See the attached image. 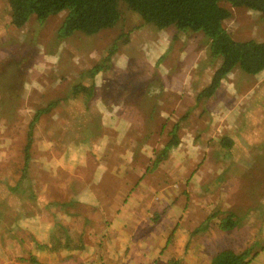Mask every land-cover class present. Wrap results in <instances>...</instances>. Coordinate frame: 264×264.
Instances as JSON below:
<instances>
[{
    "label": "rangeland",
    "instance_id": "374dc122",
    "mask_svg": "<svg viewBox=\"0 0 264 264\" xmlns=\"http://www.w3.org/2000/svg\"><path fill=\"white\" fill-rule=\"evenodd\" d=\"M244 12L237 15L241 18L239 25L234 19L227 28L238 38L264 41V22H255L258 26L251 27L247 22L253 15ZM258 16L252 19L258 20ZM11 18L8 1L0 0V45L18 37L36 41L34 36L40 32V46L35 51L32 48L24 62L30 66L25 74V90L18 96L12 89L11 99L0 100V168H17L18 161L21 163L4 187L7 196L15 195L10 203L16 212L5 221L3 229L6 250L13 252L16 264H35L32 255L38 257L37 264H176V259L179 264H207L221 250L216 245L218 240L238 253L251 248L245 264H264V150L258 148L263 140L260 126L264 124V72L248 76L233 71L219 91L203 101L204 106L190 109L202 89L199 84L211 80L209 58H205L208 49L202 44L205 38L201 33L200 38L182 33L180 44L172 47L173 28L136 27L139 21L133 16L129 41L123 47L126 51L119 57L111 55V59L114 66L122 67L136 58L139 73H130L133 79L141 75L145 66L142 78L147 85L152 83L154 91L151 104L139 105L132 102V96L128 105L121 99L115 102V107H123L113 118L105 110L104 114L112 119L105 115L98 119L94 112L81 116L73 112L80 106L77 99L70 97V85L98 80V92L107 89L100 82L101 76L94 78L84 70L102 62L112 64L104 47L117 31L121 32V27L100 33L97 40L77 33L62 43L51 42L48 47L56 31H47L63 22L64 12L50 17L51 29L38 28L34 18L28 29L18 30L9 26ZM2 49L0 53L7 54ZM12 49L10 46L6 51ZM131 53L132 58H128ZM113 69L107 73L112 74ZM162 87L165 92L156 94ZM108 93L104 99H112ZM135 95L147 94L139 91ZM254 95L258 99L249 114L258 124L254 126L251 121L249 125L255 132L248 135L258 144L249 148L247 131L240 128L245 111L241 104L248 103ZM184 96L191 101L181 102ZM62 97L65 99L42 120L35 118L40 105L48 106L45 101ZM170 106L173 110L169 112ZM154 108L155 117L150 119ZM33 120L31 136L28 128ZM100 121L103 125L99 135ZM122 130L135 140L125 138ZM225 132L237 133L236 155L225 152L216 159L215 148ZM175 134L180 144L159 162V151ZM27 152L31 161L25 164ZM121 171L129 174L130 181L122 197L125 200L117 210L114 203L120 187L111 184V175ZM136 175L140 181L131 178ZM123 176L118 174L117 181L112 179L119 184ZM154 201H163L164 208L169 204L172 212L181 214L176 219L181 227L174 231L171 245L167 241L169 234L154 231L162 225L156 222L162 206L158 208ZM226 224L235 226L226 229ZM211 228L221 232L210 233ZM202 230L208 235L202 236ZM70 235L76 246L68 251L65 243ZM205 238L214 244L204 246Z\"/></svg>",
    "mask_w": 264,
    "mask_h": 264
},
{
    "label": "trees",
    "instance_id": "16d2710c",
    "mask_svg": "<svg viewBox=\"0 0 264 264\" xmlns=\"http://www.w3.org/2000/svg\"><path fill=\"white\" fill-rule=\"evenodd\" d=\"M11 13V22L9 26L17 28L18 30L28 29L29 21L35 18V25L39 23L38 28H43L48 25V20L53 15L64 12L65 18L57 31L54 33V38L51 42H64L74 36L77 33L88 35L87 37H95L109 29H116L117 26L121 27V32L113 35L111 41L104 47V51L107 52V60L111 59V55L117 54V57L122 55L121 53L126 51L123 49L128 40V33L133 28V19L135 16L139 22L136 27H153L155 30H163L171 27L175 30L174 37L171 39V46L180 44L179 39L182 33L194 34L195 37L200 38V33L203 35L205 49H208L209 65L211 66V80L209 83H205L199 86L202 88L196 98L193 100L190 109L197 106H204L205 102L210 97L214 96L219 91V87L223 80L230 75L233 71H241L244 75L254 76L264 72V41L252 38L249 40L238 38L236 33L227 28V24L234 19L237 20L236 24H240V18L237 17L236 9L250 11L252 18H255L259 14L258 20L250 19L247 24L251 27L255 22H264V0H7ZM131 20V21H130ZM8 26V27H9ZM145 29V28H144ZM40 32L36 33L31 41L27 37H18L19 40H12L8 43H3L0 48L7 49L12 46L14 49L12 52L7 53L5 56H0V100L4 97L6 100L11 99L10 93L12 89H16V94H19L25 90L26 72L30 69V66H25L24 62L31 56L32 48L34 51L36 47L40 46L39 41ZM185 36V35H184ZM7 37H9L7 35ZM186 37V36H185ZM15 39V38H14ZM1 40V38H0ZM173 41V42H172ZM31 42V43H30ZM35 44V45H34ZM202 45V47H204ZM50 47V43L47 44ZM181 46H185L182 44ZM181 49V48H180ZM36 54V53H35ZM132 53L127 54L128 58H132ZM131 56V57H130ZM204 58V59H205ZM114 61V60H113ZM138 60L132 59L125 66L118 67L113 64H106L105 62L99 63L98 66L94 65L92 68L84 70V73L89 74L95 78L96 75L101 76L102 83H105L106 90L102 93L98 92V80L93 81L91 84L86 81H80L72 83L69 88L70 97L77 99V104L80 106L78 111L73 109L76 114L81 116H88L90 113H96L102 118L104 115L110 119L113 118L119 107L123 105H116L115 102L126 103L134 96L133 101H136L139 105L151 104L154 91L151 87L152 83L147 85L142 78V74L146 71L145 66L141 75L137 78H130V73H139L136 71ZM218 64V65H217ZM208 65V66H209ZM114 68V69H113ZM113 69L112 74H108L107 71ZM203 71V70H202ZM56 76V75H55ZM136 81V85H131ZM134 86V87H133ZM161 88L157 93H164L165 90ZM133 89V91H131ZM108 90V91H107ZM118 90V93H117ZM119 90L121 94H119ZM139 91L146 92L147 95L137 96L135 95ZM109 92V93H108ZM112 97V99H104L105 95ZM260 91H257V95ZM254 95L249 102L246 101L241 104V107L245 110L242 114L243 117L240 120V128L247 133V147L255 148L256 141L251 140L248 134L254 133L251 129V121L254 126L258 124L255 120H252V116L249 114L252 106H254L258 96ZM101 99V102L98 100ZM260 98V96H259ZM50 99V98H49ZM48 99V100H49ZM47 100L46 104L40 105L37 109L35 118L42 120L43 115L52 112L57 104L61 103L60 100ZM111 100V101H110ZM185 101V102H184ZM191 100L184 96L183 103L190 102ZM43 102V103H45ZM131 100L129 103H132ZM77 104H72L76 106ZM162 107L163 114L166 113L164 106ZM110 112L109 117L104 112ZM172 106L169 107V112L172 111ZM89 112V113H88ZM44 115V116H45ZM79 115V116H80ZM155 117V108L150 112V119ZM149 118V116H148ZM44 120V119H43ZM261 124V122L259 121ZM35 120L31 122V126L28 128L30 135L34 133ZM92 127V124H89ZM103 122L99 124V135L102 132ZM261 127L263 131L262 144L258 148L264 150V124ZM259 128V127H258ZM254 131V132H252ZM260 132V129H258ZM249 132V133H248ZM122 134L129 136L127 130H122ZM130 135L128 140L131 138ZM218 144L215 148V158H220V154L228 152L230 155L235 156L236 142L238 141L237 133L225 132L218 139ZM128 142V141H127ZM126 142V144H127ZM181 140L178 135H174L172 140L167 141V147L164 150L159 151V162L168 157L169 150L180 144ZM258 144V143H257ZM27 150H30L27 147ZM163 158V159H162ZM31 159V155L26 153L25 164ZM264 160V158H261ZM24 164V165H25ZM21 163L18 161V164ZM7 166V165H6ZM17 167V168H18ZM23 167V166H22ZM20 167V169L22 168ZM17 168H11V165L6 167L9 171L5 175L1 174L5 183H9L12 173H15ZM255 206V205H254ZM255 208V207H254ZM223 222H220V226ZM235 226V224H226L225 228L229 229ZM221 228V227H220ZM66 231L68 227L64 226ZM68 235V233H67ZM65 246L67 250H73L75 243L70 235L67 238ZM252 249H248L245 253H238L231 248L223 249L216 253V257L211 264H245L246 260L252 253ZM32 262H38V257L32 255ZM244 258V259H243ZM90 264V263H88Z\"/></svg>",
    "mask_w": 264,
    "mask_h": 264
},
{
    "label": "crops",
    "instance_id": "0c3cea01",
    "mask_svg": "<svg viewBox=\"0 0 264 264\" xmlns=\"http://www.w3.org/2000/svg\"><path fill=\"white\" fill-rule=\"evenodd\" d=\"M233 8L235 9V11H236V13L237 14H240V13H243L244 12V10H240L239 11V9H236V7L235 6H233ZM245 13V12H244ZM243 13V14H244ZM240 20H241V18H240ZM61 25V24H60ZM59 25V26H60ZM59 26H56L55 28H54V30H52L51 29V27H49L48 25L47 26H45L44 27V29H46V28H49V29H51V30H48L47 31V34L48 33H51V32H53V31H57V29H58V27ZM242 28H244V27H241V29ZM241 29L238 31V32H240L241 31ZM45 33V32H44ZM55 33V32H54ZM54 38V35H53V37L51 38V39H49V42L48 43H51V40ZM244 39V38H243ZM9 47H7V49H8ZM7 49H2L4 52H7V53H10V52H8V51H6ZM14 49H12V51H13ZM11 51V52H12ZM6 55V53H0V56H5ZM255 76V75H254ZM193 103V102H192ZM111 131L112 132H114V129H111ZM128 136H126V138H127ZM128 139V138H127ZM104 141V140H103ZM116 142V141H115ZM108 147H113L111 144H108ZM113 148H115V147H113ZM3 166V165H2ZM5 167H7L6 165L5 166H3V167H1L0 168V264H16V260L14 259V255H13V252H11V250H10V252L9 251H7L6 250V248H7V246H6V241H5V238H4V235H5V231H4V229H3V227H5V221H7L8 219H9V217L10 216H13L14 215V213L16 212L14 209H17L16 207L14 208V209H12L11 208V203H10V201L11 200H13V199H15V195L14 194H10L9 196H7L4 192V187H5V180H3V178H2V176H1V174H6V169H5ZM111 168V166H109V169ZM110 171V170H109ZM172 171V170H171ZM122 172V171H121ZM180 173H181V171L179 170V174L178 175H180ZM118 174H121V175H123L124 174V176H123V178L121 179V181H120V183L119 184H117V182H115V181H117L118 180ZM129 174L127 173V172H122V173H118L117 172V174H112L111 175V184L113 185V186H115V187H117V186H119L120 187V193H119V195H118V200L114 203V205L117 203V205H116V209L118 210L119 208H120V206L123 204V203H121V201H123V200H125V199H123L122 197L124 196V192H125V190H126V187H127V184H128V182L130 181L129 180V176H128ZM115 180H113V179ZM131 178L132 179H136V181H140V179H138V177H137V175H136V177H133V176H131ZM184 178H188V176H186V177H180L179 176V179H184ZM128 188V187H127ZM125 194H127V191L125 192ZM121 196V197H120ZM128 203H130V201L128 202ZM156 202L154 201V205L155 206H158V208L159 207H161L162 206V204H163V201L162 202H160V203H158V204H155ZM167 204V203H166ZM111 208H113L114 209V206L113 207H111ZM172 207H170L169 206V204H167L166 205V207L164 208L163 206L160 208V218L158 219V220H156V222H161L162 223V225L160 226V227H158V229L159 230H154L156 233H159V232H161V234L160 235H164V233L163 232H166V234H169L168 235V238H167V241L169 242V245H171L170 243H172V241H173V239H174V231H178V228L180 229V225L179 224H177L176 223V219L179 217V215H181V214H176V213H174V212H172L174 209L172 208ZM156 210V209H155ZM144 211H149V209H145ZM158 213V211H154V214H157ZM154 214H151L152 216L151 217H154ZM156 216H158V215H156ZM153 222V221H152ZM160 223V224H161ZM211 227L213 228V227H215V225L213 226V225H211ZM212 228H211V230L209 231L210 233H211V231H214V232H221L220 231V229H218V230H212ZM181 231V230H180ZM191 231L192 232H194V233H199V231H198V229H191ZM204 232V230H202V232H201V235L202 236H207L208 234H206V233H208V232H205V233H203ZM213 236L214 235H211V237L213 238ZM210 236H208L207 238H209ZM207 238H205V239H203L202 240V243L204 244V246H206V245H213L214 243H210L208 240H207ZM217 240V239H216ZM216 240H214V241H216ZM217 242H220V243H222L223 242V240H221V241H217ZM216 242V245L218 246V247H220V249L221 250H219V251H222L223 249H225L226 248V246L224 245V244H219V243H217ZM165 244V243H164ZM164 244H162L161 246H163ZM164 248V247H163ZM9 249H10V245H9ZM20 260V259H19ZM182 260H180V262H181ZM174 262H176V264H179V260H175ZM183 263V262H182ZM181 263V264H182ZM35 264H37V263H35ZM207 264H211L210 262L209 263H207Z\"/></svg>",
    "mask_w": 264,
    "mask_h": 264
}]
</instances>
